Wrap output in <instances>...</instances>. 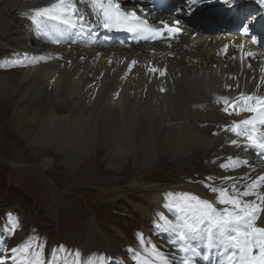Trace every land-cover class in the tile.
<instances>
[{"label":"bare ground","instance_id":"bare-ground-1","mask_svg":"<svg viewBox=\"0 0 264 264\" xmlns=\"http://www.w3.org/2000/svg\"><path fill=\"white\" fill-rule=\"evenodd\" d=\"M55 2L0 0V52L4 56L22 55L29 65L13 72L0 69V97L11 98H8L13 108L11 123L23 132L27 144L35 149L38 147L39 156L46 157L44 168L51 167L52 161L58 167L64 148L77 155L87 150L82 158L84 165L99 162L103 157L107 162L106 176L119 174L116 180L126 179L130 193L139 192L143 198L130 199L133 206H124L138 213V224L163 223L159 219L161 213L175 222L176 213L169 212L163 205L178 199L180 193L195 194L215 202L217 193L212 192L211 187L237 184L242 190V185L250 182L249 176L255 180L264 173V157L256 154L258 150L232 146L233 139L240 143L245 141L230 130H224L233 121L248 119L253 114L247 111L237 114L239 109L234 111L230 107L232 114L228 115L223 111L224 101L218 100V97H227L231 102L241 93L264 96V46L252 45L251 38L244 39L238 28L233 32L226 29L196 31L189 24L183 26L182 34L171 42L164 40L134 46L127 40L117 39L115 43H108L100 36L94 40L92 29L97 31L98 26L89 31L86 25L77 24L72 28L53 21L38 24L31 19L35 9L49 7ZM75 2L85 18L91 20L90 0ZM118 2L125 11L135 10L141 19L152 24L177 20L157 10L151 0ZM228 2L235 5L239 1ZM231 18L241 20L238 13ZM80 32L82 38H78ZM241 41L243 49L239 47ZM225 44L229 45L227 56L223 52ZM249 51L255 55L248 57ZM3 59V66H7L6 58ZM133 60L137 63L129 71L128 65ZM151 67L166 69L165 76L152 73ZM228 157L246 159L248 164L221 169V163L232 164ZM116 158L125 162L134 158L135 168L121 166ZM249 165L255 170L251 171ZM49 169L52 172L53 169ZM180 169L189 174H179L171 186L157 183V175H173V178V172ZM126 172L128 178L121 175ZM78 175L77 179H81ZM208 177L211 179H206ZM225 177L232 179L226 183ZM110 190L104 187L103 194ZM260 191L264 192V188ZM66 192L68 194L61 196L60 210L65 216L63 229L72 240V254L75 249L84 248L79 245L80 235L75 233L81 232L80 223L87 216V200L84 192L73 186ZM216 207L223 205L216 204ZM97 214L99 210L95 215L101 221V215ZM257 225L264 227V213ZM115 231L121 237L120 243H126L123 239L128 238L126 232ZM153 231L161 232L159 228ZM17 234L22 238V232L17 231ZM164 238L167 245L164 240L155 239L157 250L167 254L172 264H178L179 254L173 255L176 245L170 243L171 233L164 234ZM193 243L201 244L202 253L208 251L203 236ZM141 250L148 258L154 254L149 249ZM218 250L214 247L209 259L198 258L197 264L217 263Z\"/></svg>","mask_w":264,"mask_h":264},{"label":"snow or ice","instance_id":"snow-or-ice-1","mask_svg":"<svg viewBox=\"0 0 264 264\" xmlns=\"http://www.w3.org/2000/svg\"><path fill=\"white\" fill-rule=\"evenodd\" d=\"M84 3L85 0H80ZM224 3L228 4V0H182L183 7H177L176 13L191 17L196 9L205 3ZM260 6L261 14L257 17L251 13L247 14L240 22L239 34L249 36L252 26L258 22L259 18H264V0H254ZM92 8V19L87 20L85 15L78 8L75 0H56L49 7L35 9V15L31 19L41 24L46 21H53L68 27L75 28L77 24L86 25L88 30L96 26H101L105 30H126L142 35L146 41H164L169 42L176 40L182 34L184 22L180 19L174 22L165 20L159 21L161 27H151L147 20H142L137 11H124L122 5L117 0H90ZM231 6V5H229ZM256 42V36L250 37ZM55 42L59 43V40ZM241 49L244 44L239 43ZM228 44L223 47V52L227 56ZM255 54L251 51L247 52L248 57ZM137 62L133 60L128 65L129 71ZM251 65H249L250 67ZM152 73H157L164 77L166 69L151 67ZM230 87V86H229ZM162 92L164 88L160 89ZM218 100L224 101L223 111L231 115L229 108L235 111L239 109L237 114L242 111L252 113L248 119L233 121L231 126L226 125V131L230 130L237 137L243 138L245 143H240L237 139H233L230 143L232 146L241 147L245 150L257 149V155L264 157V96H253L240 94L233 101H229L227 97H218ZM214 135L216 133H213ZM232 161L221 163V169H235L241 166V163L248 164L244 159L241 161L238 157H228ZM251 171L255 168L249 165ZM248 176V174H245ZM206 179H211L210 177ZM232 178L225 177L227 183ZM243 179V178H242ZM248 184L242 185V190L237 184H231L228 187H211V191L217 193L215 202L208 199H202L191 193H180L179 198L172 202H166L163 207L169 212H175V222L166 218L163 213L159 214V219L163 223H155L154 228H159L162 233H171L170 243L176 245V253L179 254L178 264H197V259L208 260L210 251L214 247L219 250L217 264H264V227L258 226L261 213H264V192L260 189L264 188V173H261L251 180ZM208 187L209 185H205ZM251 189V190H250ZM253 197L252 200L245 199ZM216 204L223 205L217 208ZM10 234H14L11 229ZM205 239V249L201 250L193 243L194 240L201 237ZM139 239L143 243V235L139 234ZM39 248L38 252H34L30 257L27 256L29 246L25 244L23 249L12 247L7 253L8 259H5V253L0 251V264H58L57 253L64 250V246L54 247L49 260L42 259L43 245H34ZM20 252L18 257L16 254ZM152 253H155L157 260L145 258L143 261L137 260V264H172L168 255L157 250L156 245H152ZM76 264H80L81 253L79 250L74 254ZM151 255V254H150ZM71 254L65 257V261L70 259ZM135 258V257H134ZM88 264H93L89 260ZM103 264V260L101 261Z\"/></svg>","mask_w":264,"mask_h":264},{"label":"rangeland","instance_id":"rangeland-1","mask_svg":"<svg viewBox=\"0 0 264 264\" xmlns=\"http://www.w3.org/2000/svg\"><path fill=\"white\" fill-rule=\"evenodd\" d=\"M79 34L80 36H78V38H82L81 32ZM17 55L14 56L10 53L7 56H4V54L0 52V69L5 68L4 70L1 69V71L13 72L19 67L29 66L25 57ZM4 57L6 58L7 66H3L5 64ZM8 98V96L0 97V237L4 230L3 224L1 223L3 221L4 224L6 225L7 223L9 227L15 226L14 228H16L18 232H22L24 237H18L17 231L13 232L14 234H10L8 231L9 228L6 226L7 234L2 238L4 244H6L7 241L8 243L6 245L7 247L0 248V251L6 253L9 248L14 246L23 249V246L27 244L29 246L27 256L30 257L34 252L39 251V248L34 247V245H43V255L44 259H46L48 254L52 251L50 250V245L56 242V248L63 245L64 250H61V252L66 254V256H69L71 254L70 246L72 240L69 239L63 229L65 216L62 215L60 210L62 204V200L60 201V199L62 195L68 194L66 189H69L70 186H73V189L83 191L88 202H85V211L87 215L86 217L89 218H83V221H81L82 223H80V226L82 227H80L81 232L75 234L80 235L81 242L79 245H81L82 248L84 247L83 250H81L82 253H80L85 254L83 256L86 257V259L93 251L90 258V260L93 261V264H101L105 251L111 252L115 255L120 253L122 258L131 257L130 261L126 264H137L139 258L142 260L146 258L144 251L141 249H144L145 251L149 249L152 251V245H156L155 239L164 240V243L167 245L164 234L161 232L160 234H156L153 231L154 222H141L138 224V213L131 207V209L124 207L133 206V201L130 199L141 200L143 198L139 196V192H134V194L130 193V187L127 184L129 182H126V179H122L120 182L116 180L119 174L117 176L111 174L106 176L107 162L104 161L103 157L101 160H98L99 162L85 163L84 165L82 158L86 155L87 150L77 155L71 150L64 148L61 164L57 167L54 161H52L51 167L44 168L42 165H44L46 157L39 156L38 151L36 150L38 147L35 149L27 144V142L23 140V132L15 129L11 123L13 108L11 109L12 106L10 105ZM117 161L121 163V166L126 164L131 166L132 170L135 168L134 158H130V161L128 162H125V160L123 161L121 158ZM63 165L65 169L63 168ZM54 166L56 167L54 168ZM95 166L96 168H93ZM49 168H51V170L54 168L55 171L53 169L51 172ZM57 168L60 169L57 170ZM78 173L82 176H79ZM185 173L186 175L189 174L187 170L180 169L179 171L173 172V174H175L173 178L171 177L173 175H169L170 177L165 176L164 174H161V176L157 175L156 181L159 184H168L171 186V183H174L173 180L179 178V174L183 175ZM61 174L64 175L61 176ZM77 175L79 176L78 178L81 179H77ZM121 175L123 177H129V173L127 172L124 174L122 173ZM73 176H75V179ZM88 178L90 180H88ZM160 180L162 182H160ZM33 185L35 187H32ZM104 187L108 190L111 189L110 192L103 194ZM34 188L35 190L37 189V191H35ZM72 192L73 191H71V193ZM76 195L82 197L77 194V192ZM95 206H102V208L97 209ZM96 209L99 210L101 221H99L95 215V211H97ZM100 211L102 213H100ZM12 222H15L16 225L12 226ZM102 222L104 224H102ZM20 224H22V228H17ZM101 224L105 226L107 234H104ZM116 229L124 230L126 232L128 238L123 236L126 243H120L121 237L116 233ZM155 229L157 230V228ZM28 233L32 234L30 237H32L33 240L30 237L27 238V236H25ZM139 234L143 235L144 243H141ZM34 240L41 242L36 244ZM4 244L0 242V245ZM76 251L77 250L75 249L74 252H72L67 264L72 263V257ZM16 255L19 257L20 252ZM151 257L152 258L149 259L157 260L155 253Z\"/></svg>","mask_w":264,"mask_h":264}]
</instances>
